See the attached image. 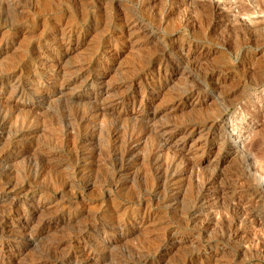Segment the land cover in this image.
<instances>
[{
  "label": "rangeland",
  "instance_id": "1",
  "mask_svg": "<svg viewBox=\"0 0 264 264\" xmlns=\"http://www.w3.org/2000/svg\"><path fill=\"white\" fill-rule=\"evenodd\" d=\"M0 83V264H264V0H0Z\"/></svg>",
  "mask_w": 264,
  "mask_h": 264
},
{
  "label": "bare ground",
  "instance_id": "2",
  "mask_svg": "<svg viewBox=\"0 0 264 264\" xmlns=\"http://www.w3.org/2000/svg\"><path fill=\"white\" fill-rule=\"evenodd\" d=\"M214 7V6H213ZM212 7V8H213ZM70 27V26H69ZM68 28V27H67ZM71 30V29H70ZM65 32H67V31H65ZM71 32V31H70ZM64 34V33H63ZM68 35H70V34H68ZM64 36V35H63ZM98 50H100V49H98ZM97 50V51H98ZM94 53V52H93ZM95 53H97V52H95ZM94 53V54H95ZM1 84V83H0ZM2 84H3V82H2ZM4 85V84H3ZM1 87H3V86H1ZM108 87V86H107ZM38 91V90H37ZM191 91V90H190ZM179 92V91H178ZM49 96H50V92H46V98H49ZM123 102V101H122ZM140 102V101H139ZM144 103V102H143ZM92 104V103H91ZM140 104V103H139ZM141 107V106H140ZM143 107V106H142ZM143 109H145V108H143ZM6 111V110H5ZM4 111V112H5ZM87 111V110H86ZM97 111V110H96ZM1 112V111H0ZM2 112H3V109H2ZM1 112V113H2ZM90 112V111H89ZM86 113H88V112H86ZM97 113V112H96ZM95 114V113H94ZM3 115V114H2ZM5 115H6V113H5ZM8 115H9V113H8ZM8 115H6L7 117H8ZM85 115V114H84ZM84 115H83V117H84ZM93 115V114H92ZM97 115V114H96ZM86 116V115H85ZM88 116H89V114H88ZM82 117V118H83ZM85 118V117H84ZM3 119V118H2ZM28 119V118H27ZM81 119V118H80ZM1 120V119H0ZM87 120V119H86ZM5 121V120H4ZM23 121H25V120H23ZM81 121V120H80ZM82 121H83V119H82ZM2 122H3V120H2ZM84 122V121H83ZM23 123V122H22ZM207 123V122H206ZM24 124V123H23ZM113 124L114 123H112V126H113ZM22 125V124H21ZM112 126H110L111 128H112ZM117 128V127H116ZM115 129V128H114ZM121 129V128H120ZM113 131V128L112 129H109V131ZM118 130V129H117ZM121 130H123V129H121ZM19 131V130H18ZM110 131V132H111ZM120 131V130H119ZM132 131V130H131ZM138 131V130H137ZM124 132H125V130H124ZM109 133V132H108ZM128 133V132H127ZM131 133V132H130ZM129 133V134H130ZM133 133V132H132ZM90 134V133H89ZM138 134H139V132H138ZM137 134V137L135 136H133L132 134L131 135H129V137L127 138L128 140H127V143H126V148L127 149H125V147H124V150H126V151H124L123 153V155H129V153H130V151H131V149H132V147H131V145L133 144V143H135L138 139H140V138H138V135ZM85 135H88V134H85ZM92 135V134H91ZM127 135V134H126ZM135 135H136V133H135ZM81 136V135H80ZM83 136H84V134H83ZM112 136H113V134H112ZM115 136V135H114ZM108 137V136H107ZM109 137H110V135H109ZM124 137V136H123ZM140 137V136H139ZM86 138V137H85ZM143 138V137H142ZM83 139V138H82ZM78 140V139H77ZM86 141V140H85ZM124 143V142H123ZM164 143V142H163ZM87 144V143H86ZM127 145H128V147H127ZM200 146V145H199ZM79 149V148H78ZM82 150H83V148H81ZM85 150V149H84ZM78 151H81V150H78ZM78 151H76L75 152V154H77L78 155ZM119 151V150H118ZM80 153V152H79ZM83 153H85V151L83 152ZM122 153V152H121ZM157 153V152H156ZM179 153V152H178ZM149 154V153H148ZM177 154V153H176ZM76 155V157L77 158H79L78 156ZM81 155V154H80ZM120 155V154H119ZM122 155V154H121ZM181 155V154H180ZM175 157V156H174ZM181 157H179V159L177 158V157H175V158H173V159H175V160H173L174 162L175 161H177V160H181L180 159ZM184 158V157H183ZM182 158V159H183ZM80 159V158H79ZM84 159V158H83ZM171 159H172V157H171ZM120 160V159H119ZM186 160V159H185ZM123 161V160H122ZM122 161H120V162H122ZM150 161V160H149ZM172 161V162H173ZM184 161V160H183ZM173 162V163H174ZM181 162V161H180ZM171 163V162H170ZM178 163V161L175 163V165ZM190 163V162H189ZM189 163L188 162H186V164L184 165L183 164V166H185V168L183 169V171L182 172H184V170H186V168H188V165H189ZM165 166H166V164H164ZM173 165V164H172ZM179 165H181V164H178V166H177V168L179 167ZM190 165H192V164H190ZM120 166H121V164H120ZM160 166V165H159ZM168 166V165H167ZM81 167V166H80ZM118 167V166H117ZM128 167V166H127ZM170 167V166H169ZM190 167V166H189ZM195 167V166H194ZM122 168V167H121ZM172 168V167H171ZM84 169V168H83ZM163 169V168H162ZM164 169H166V168H164ZM170 169V168H169ZM182 169V168H181ZM120 170V169H119ZM177 170V169H176ZM166 171H167V169H166ZM165 171V172H166ZM170 171V170H169ZM177 171H179V170H177ZM157 172H158V170H157ZM162 172H164V170H162ZM164 172V173H165ZM168 172V171H167ZM171 172V171H170ZM179 173V172H178ZM162 174V173H161ZM180 174V173H179ZM160 175V174H159ZM164 177H165V174L163 175ZM176 176H178V174L176 173V172H174V169H173V173H170V181L172 180V181H175V180H177L176 179ZM212 176V175H211ZM162 177V176H161ZM167 177V176H166ZM166 177H165V179H166ZM243 177V176H242ZM163 179V178H162ZM209 179V178H208ZM214 179V178H213ZM163 181V180H162ZM168 181V180H167ZM210 181V180H209ZM161 183V182H160ZM212 183V182H211ZM246 184V183H245ZM155 185V184H154ZM243 185V184H242ZM162 186V185H161ZM165 186V185H164ZM209 186V185H208ZM232 186V185H231ZM240 186V185H239ZM211 187V186H210ZM237 187V186H236ZM168 187H166V189H167ZM256 188H258V187H256ZM255 188V189H256ZM252 189V188H251ZM203 191V190H202ZM209 191V190H208ZM214 191H217V190H214ZM236 192H237V190H236ZM235 192V193H236ZM204 193V192H203ZM206 193V192H205ZM208 193V192H207ZM206 193V194H207ZM238 193H239V191H238ZM242 194V193H241ZM253 194V193H252ZM254 196H261V195H263L264 194V191L263 190H255L254 191ZM197 195V194H196ZM201 195V194H200ZM199 195V196H200ZM215 195V194H214ZM233 195V194H232ZM250 195V194H249ZM248 195V196H249ZM244 196V195H243ZM215 197V196H214ZM241 197H242V195H241ZM246 197V196H245ZM159 198V197H158ZM202 198V197H201ZM248 199V198H247ZM206 199H204V201H205ZM208 200V199H207ZM232 203H231V205H232V211H234L235 210V212H234V218L232 219V220H235L236 222H240L241 223V221H243L242 219H241V217L243 216V219H244V216H246V218H247V216H250V214L248 213L249 211V208L246 206V203L244 204L241 200H240V198H239V196H237V197H232ZM250 200V199H249ZM252 200V199H251ZM201 201V200H200ZM223 201V200H222ZM245 201V200H244ZM203 202V201H202ZM247 202V201H246ZM208 203V202H207ZM215 203H217V202H215ZM223 203V202H222ZM248 203V202H247ZM222 205V204H221ZM255 205H256V203H255ZM12 206V205H11ZM195 206V205H194ZM199 206H201V205H199ZM203 206V205H202ZM248 206H249V204H248ZM14 207V206H13ZM250 207V206H249ZM252 207V206H251ZM254 207H256V206H254ZM257 207H258V205H257ZM9 208V207H8ZM15 208V207H14ZM13 208V209H14ZM193 210H194V208H193ZM10 211V209L8 210V212ZM12 212V211H11ZM251 212V211H250ZM10 214V213H9ZM197 214V213H196ZM233 214V213H232ZM3 215V214H2ZM219 215V214H218ZM253 216V215H252ZM256 216V215H255ZM258 217V216H257ZM257 217H253V218H250L249 219V224L247 225V229H248V231H253L254 233L253 234H255L256 232H257V230L256 229H258V228H256V226H258V227H260L259 225H261V220H262V218H257ZM219 218V217H218ZM249 218V217H248ZM1 220V222H2V220L3 219H0ZM120 221V220H119ZM248 221V220H247ZM124 222V221H123ZM5 223V222H4ZM243 223V222H242ZM245 224H246V222H244ZM6 224V223H5ZM111 225H114V224H111ZM236 224H234V226H235ZM230 226V225H229ZM232 226V225H231ZM239 226H240V224H239ZM238 225H237V227H239ZM113 227V226H112ZM120 227V226H119ZM262 228V227H261ZM31 229H33V228H31ZM123 230V229H122ZM228 230H229V228H228ZM233 230H234V227H233ZM236 230V229H235ZM238 230V229H237ZM237 230L235 231V232H237ZM239 230H240V228H239ZM260 229H258V231H259ZM32 231V230H31ZM35 231H37V230H35ZM40 231V230H39ZM230 231V230H229ZM245 231V230H244ZM247 231V232H248ZM232 232V231H231ZM230 232V233H231ZM240 232H241V230H240ZM260 232V231H259ZM79 233V232H78ZM228 233V232H227ZM230 233H229V235H230ZM248 233H250V232H248ZM252 233V232H251ZM262 233V232H261ZM261 233H259V234H261ZM77 234V233H76ZM232 234V233H231ZM233 234H234V232H233ZM243 234H244V232L242 233V235L241 236H243ZM28 235H30V234H28ZM33 236H34V234H32ZM257 235V234H256ZM33 236H30L31 238L33 237ZM81 236H83V235H81ZM221 236V235H220ZM234 236V235H233ZM236 236H238V235H236ZM246 236V235H245ZM240 237V236H239ZM248 237V236H247ZM249 237H251L250 235H249ZM254 237V236H253ZM169 239V238H168ZM230 239V238H229ZM231 239H232V237H231ZM235 239V238H234ZM241 240H242V237L240 238ZM243 239H244V242H247V243H249L248 241L249 240H251V239H247L246 237H244L243 236ZM33 240V239H32ZM75 240V239H74ZM239 240V239H238ZM254 241V240H253ZM165 242V241H164ZM242 242V241H241ZM260 242V241H259ZM242 244V243H241ZM256 244V243H255ZM86 245V244H85ZM246 245V244H245ZM249 245L250 244H248V247H249ZM92 246V245H91ZM256 246V245H255ZM94 247V246H93ZM147 247V246H146ZM251 247H253V244L251 245ZM250 247V248H251ZM257 247V246H256ZM84 248V247H83ZM140 248V247H139ZM258 248V247H257ZM141 251V250H140ZM145 251H147V250H145ZM148 252V251H147ZM140 254L142 253V252H139ZM139 253H138V255H139ZM133 254V253H132ZM149 254L150 253H148V257H149ZM154 254V253H153ZM144 255V254H143ZM142 255V256H143ZM146 255H147V253H146ZM146 255H145V257H146ZM86 256V255H85ZM141 256V255H140ZM141 256V257H142ZM151 256V255H150ZM126 257H127V255H126ZM151 257H153V256H151ZM131 258V257H130ZM144 258V257H143ZM147 258V257H146ZM150 258V257H149ZM37 259V258H36ZM127 259H129L128 257H127ZM132 260L134 259L135 260V258H131ZM137 259H138V257H137ZM139 260V259H138ZM147 260V259H146ZM154 260V259H153ZM36 261V260H35ZM87 261V260H86ZM121 262V261H120ZM140 262H141V260H140ZM124 262L122 261V264H123ZM138 263V262H137ZM125 264H134V263H126L125 262Z\"/></svg>",
  "mask_w": 264,
  "mask_h": 264
}]
</instances>
